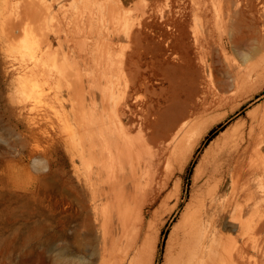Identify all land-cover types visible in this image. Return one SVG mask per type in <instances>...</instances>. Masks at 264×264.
I'll use <instances>...</instances> for the list:
<instances>
[{
	"label": "bare ground",
	"instance_id": "1",
	"mask_svg": "<svg viewBox=\"0 0 264 264\" xmlns=\"http://www.w3.org/2000/svg\"><path fill=\"white\" fill-rule=\"evenodd\" d=\"M165 1L159 18L154 9L141 11L135 25L128 14L121 20L117 0H0V121L14 135L18 160L33 159L30 172L10 155L4 168L8 185L72 191L85 226L72 233L96 241L91 252L102 264L153 263L154 228L163 219L160 207L151 206L206 131L264 87V52L250 62L247 53L241 62L229 55L237 27L264 15V0H181L176 8L173 0ZM88 4H96L97 17ZM188 11L195 19L191 36L200 65L213 60L214 49L219 52L218 67L210 61L213 71L204 80L187 73ZM157 20L166 25L168 56L147 62L148 73H141L134 59L142 46L138 38L142 29L153 33ZM120 32L130 49H119ZM172 34L177 36L168 43ZM154 44L148 49L153 56ZM185 80L189 87L176 91ZM140 89L145 93L138 94ZM217 139L195 168L189 200L168 235L164 264H264V101ZM161 165L165 175L155 179L151 170L157 175ZM21 171L23 179L16 177ZM177 184L170 214L181 199ZM119 236L127 240L126 251L112 261Z\"/></svg>",
	"mask_w": 264,
	"mask_h": 264
},
{
	"label": "rangeland",
	"instance_id": "2",
	"mask_svg": "<svg viewBox=\"0 0 264 264\" xmlns=\"http://www.w3.org/2000/svg\"><path fill=\"white\" fill-rule=\"evenodd\" d=\"M179 2L182 4L181 0H173L174 6ZM166 5L168 4L165 0H117V11L118 13H122V21L124 18L123 16L128 14L125 17L129 16L132 20L134 18L133 22L135 21L134 23L136 25L138 22H136V20H139L143 11L149 12L150 10L154 9L157 12V18H159L158 15L163 12L162 10L167 9ZM87 7L93 8V11L95 12L94 16L97 17L98 14L96 4L95 6L94 4H88ZM257 7H259L258 4ZM188 8L190 7L188 6ZM159 10L161 11L159 12ZM87 12L88 10L86 13ZM186 13L187 18L189 19L187 25V29L189 30L186 33L187 36L184 34V40L187 43L190 42L189 50L192 55V66L189 67L190 70L188 69L187 73H189L190 76L197 77L198 80H204L208 77L211 69L213 71V67H211L209 63H211L213 60L214 63H217L219 52L218 50L214 49L212 51L213 60L208 58L200 65L197 56H195L197 49L192 43L191 36L193 33V27L191 25H194L195 21L194 15L192 11H188ZM159 21L160 20H157L155 22V31L153 33L149 29L145 28L142 29V32L138 38V41L142 42L139 45L143 46H139L138 51H136L134 54V59L137 62L138 68H141L138 70V72L147 74L149 71L147 62H150L152 59L159 61L162 60V57L168 56V54L164 53V51L167 49L165 48V39L162 37L163 32L167 30L165 27L166 25ZM263 24L264 15L261 14L254 22L249 23L248 26L245 25L237 27L238 30L235 40L229 49V55L233 58H239L238 60L236 58L235 59L240 62L242 61V57L245 53L248 54L249 62L250 60L256 61L259 59L260 56L264 54ZM176 36L177 35L172 34L171 38H169L170 41L167 42L173 43ZM116 42L119 49H130V40L123 34V32H120V39ZM155 42H158V46H155V50H158V54L153 56L151 55V52H148V49L152 51L150 46L153 47ZM181 44L182 42L180 45ZM171 57L172 56L169 55L170 59ZM216 63L215 67L217 68L218 65ZM217 72L221 74V71L218 69ZM163 83L166 86L168 81L165 80ZM155 85L158 86L160 83H155ZM188 87V80H185L182 81L181 86L177 85L178 89H176V91L182 92ZM142 93H145V91L140 89L138 94L142 95ZM263 101L264 87L253 96L246 98L241 103V105L236 110H234V112L225 118L224 121L213 124L203 135L198 145L192 152L190 159L184 165L183 169L172 174L168 186L159 196L157 201L151 206V209H155L156 206L160 207L162 214L161 217L163 219V223L160 222L157 224V230L156 226L154 228V231L157 233L154 248L155 254L152 264L165 263L168 235L173 228V224L180 219L182 212L181 210H183L185 203L189 200L191 185L193 182V174L195 172V168L200 162L202 155L205 152L204 150L209 148V146L214 145L218 140L217 138L220 137L224 131L230 129L236 122H240L246 118L247 111L249 113L252 111V108L261 104ZM3 122L5 121L3 120ZM13 138L14 135L8 133L5 126L1 125L0 121V264H102L103 262H100V255L97 252H91V247L96 245V241L90 240L88 238L85 239V234L79 233L75 235L72 233L83 232L85 230V226L81 224L82 210L80 209V206H78V201L76 200L72 191H64V188H57V186H54V188L49 187L45 191H38L36 189L35 192H33L31 189L19 188L16 186L17 184L14 183L13 186L8 185V177L4 168L8 162V159L10 158V155H12L15 162L18 164L25 163L23 165L27 166L28 169H30V172L33 171L31 166L33 162L32 158H28L27 160L25 157L18 160L16 148L12 144ZM5 140H7V142H5ZM39 157L41 159V163L45 162L48 164L49 160L47 157L44 155ZM64 161L66 163V168L70 171L72 169V163L66 154ZM52 162H54V160H52ZM75 162L79 170L83 171L84 166L82 165L81 161L76 158ZM164 168V165L158 166L156 168L157 175L156 170H151L152 173H155V179H159L165 175L164 173L166 170ZM25 176L26 175L22 174L21 171L16 177H21V179H23ZM13 179L16 178L14 177ZM177 179L179 182H177ZM229 181V178H227L226 187H228ZM200 182L201 181H198V184ZM176 184L178 185L179 191H181V199L179 201L177 210L170 214L167 210L169 209V205L175 201L174 195H172L171 192L176 190ZM166 195H168V199L164 200L163 198ZM169 196H172V198ZM165 201H167L166 206L163 205L165 204ZM159 202H162L163 204L161 203L162 205H160ZM57 230L62 231L65 234L67 233V235L63 236L62 238H56L53 233ZM120 238L121 236L117 237L116 246L112 245V251L110 250V252H114L112 254L114 257H110V260L112 259V261L118 260L119 256L123 257V252L126 251L125 242L127 240L123 236L121 239ZM262 241L264 242V240ZM113 244H115V239ZM255 252L257 251L251 250V253Z\"/></svg>",
	"mask_w": 264,
	"mask_h": 264
}]
</instances>
